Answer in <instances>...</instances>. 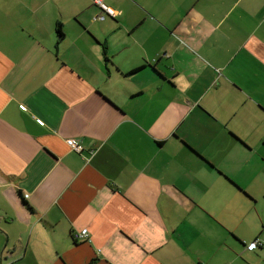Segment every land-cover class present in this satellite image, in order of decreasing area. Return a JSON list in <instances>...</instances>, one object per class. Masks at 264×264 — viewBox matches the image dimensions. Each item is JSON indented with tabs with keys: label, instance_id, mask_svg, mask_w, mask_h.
<instances>
[{
	"label": "crops",
	"instance_id": "0c3cea01",
	"mask_svg": "<svg viewBox=\"0 0 264 264\" xmlns=\"http://www.w3.org/2000/svg\"><path fill=\"white\" fill-rule=\"evenodd\" d=\"M102 2L0 0V264H251L264 0Z\"/></svg>",
	"mask_w": 264,
	"mask_h": 264
},
{
	"label": "rangeland",
	"instance_id": "374dc122",
	"mask_svg": "<svg viewBox=\"0 0 264 264\" xmlns=\"http://www.w3.org/2000/svg\"><path fill=\"white\" fill-rule=\"evenodd\" d=\"M254 189H253V192L257 195V197H259V199H256L254 197V199L257 202L255 205V209L248 211V214H247L248 221H246V228H245L246 231L245 232L247 233V236L249 237L248 234H252L254 233V231H257L258 233L259 231L262 230L263 232L261 233V236L263 237L259 239V243L260 245L261 244L264 245V194L262 192V194L260 195L258 194V188H256V190ZM254 220H255L256 229H254V226L250 222ZM245 259L249 261L251 264H264V249L259 251V256L250 258L249 255H247Z\"/></svg>",
	"mask_w": 264,
	"mask_h": 264
},
{
	"label": "built area",
	"instance_id": "2783aa9c",
	"mask_svg": "<svg viewBox=\"0 0 264 264\" xmlns=\"http://www.w3.org/2000/svg\"><path fill=\"white\" fill-rule=\"evenodd\" d=\"M96 3L100 4V6H101L102 8H104L106 11H108V12H110V13L114 12V10L111 9V8H109L108 6H106V5L102 2V0H96ZM67 143H68V145L70 146V148H71L72 150L76 151V152H77V151H78V152H81V151L83 152V150H84L83 145L80 144V142H79L77 139H75V138H69V139H67ZM73 236H74V238H75L76 240H78V239L90 240V233H89V231H88L87 228H83V229H81V230H79V231H75V232H73ZM257 243H258V242H256V241H252V242H250V243L248 244L247 248H248L249 250H253V249H255V248L257 247Z\"/></svg>",
	"mask_w": 264,
	"mask_h": 264
},
{
	"label": "trees",
	"instance_id": "16d2710c",
	"mask_svg": "<svg viewBox=\"0 0 264 264\" xmlns=\"http://www.w3.org/2000/svg\"><path fill=\"white\" fill-rule=\"evenodd\" d=\"M57 31H58V33L60 34V35H63V32H62V29H61V26H59L58 28H57ZM141 68V67H140ZM140 68H137L136 70H134V71H137V70H139ZM25 203L27 204V202L25 201ZM256 242H258L257 240H255ZM258 245H259V242L257 243V247H258ZM248 246V245H247ZM256 247V248H257Z\"/></svg>",
	"mask_w": 264,
	"mask_h": 264
},
{
	"label": "bare ground",
	"instance_id": "6f19581e",
	"mask_svg": "<svg viewBox=\"0 0 264 264\" xmlns=\"http://www.w3.org/2000/svg\"><path fill=\"white\" fill-rule=\"evenodd\" d=\"M69 139V138H68ZM67 141V140H66ZM68 144V143H67ZM84 148V147H83ZM78 152V151H77ZM82 152V151H81ZM81 152H79V153H81Z\"/></svg>",
	"mask_w": 264,
	"mask_h": 264
}]
</instances>
